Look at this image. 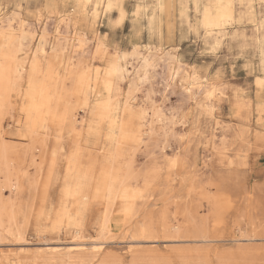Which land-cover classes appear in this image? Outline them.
I'll use <instances>...</instances> for the list:
<instances>
[{
	"label": "rangeland",
	"instance_id": "obj_1",
	"mask_svg": "<svg viewBox=\"0 0 264 264\" xmlns=\"http://www.w3.org/2000/svg\"><path fill=\"white\" fill-rule=\"evenodd\" d=\"M105 2L0 0V264H264V0Z\"/></svg>",
	"mask_w": 264,
	"mask_h": 264
},
{
	"label": "bare ground",
	"instance_id": "obj_2",
	"mask_svg": "<svg viewBox=\"0 0 264 264\" xmlns=\"http://www.w3.org/2000/svg\"><path fill=\"white\" fill-rule=\"evenodd\" d=\"M86 2H90L91 0H85ZM119 0H106L105 2V11H110L113 7L116 6V4L118 3ZM235 2V0H212V3L210 5V7H208L206 9L205 12V19L206 21V28L208 30H214V29H221L223 28L226 24L230 23L233 20V3ZM237 2L242 5L245 9V13L248 15V17L251 19L254 17L253 13V8H252V0H237ZM96 6V5H95ZM264 19V18H263ZM190 21V20H189ZM1 33H3L1 31ZM0 33V35H1ZM7 35V34H6ZM4 36V34H3ZM8 36V35H7ZM3 38V37H1ZM21 42V41H20ZM47 44V43H46ZM3 48H2V53L0 55V58L3 61V64L0 65V86H5L8 82H10L8 79L10 78V76L8 75V71L9 68L10 70L13 68L15 73L21 74V72L23 71V66L19 63V62H15L13 55L10 53V46H11V41L10 40H5L3 42ZM43 44H41L42 46ZM38 47H39V43H38ZM21 48V47H20ZM96 49V48H95ZM18 50V49H17ZM43 47L40 48V52H43ZM168 53V52H167ZM125 55V54H124ZM171 55V54H170ZM169 55V56H170ZM149 56V55H147ZM165 56V55H164ZM149 59V58H148ZM147 58L143 57L141 59V69L143 70L141 72V70H137L138 74L136 77V81L142 82L144 80V75L146 73V68L149 66L150 63L149 60ZM170 59V57H169ZM172 59V56H171ZM140 60V59H139ZM174 60V59H173ZM179 64V63H178ZM177 64V65H178ZM152 65V64H151ZM154 66V65H153ZM39 67V63L33 62L30 66V69H32L33 71H36L37 68ZM139 68V69H140ZM119 71V76L120 78L122 77V69L118 67ZM135 71V70H134ZM139 71L141 72V75L139 74ZM148 72V71H147ZM14 73V74H15ZM117 73V72H116ZM11 74V72L9 73ZM9 76V78H8ZM133 76V75H132ZM53 78V77H52ZM91 78V77H89ZM116 78V77H115ZM187 80V79H186ZM190 80V79H189ZM94 81V80H93ZM192 82V81H191ZM138 83V82H137ZM174 83V82H173ZM194 83V82H193ZM109 84V83H108ZM139 84V83H138ZM215 84V83H214ZM102 85V84H101ZM136 85V84H134ZM140 85V84H139ZM174 85V84H173ZM89 86V85H88ZM133 86V85H132ZM10 87V86H9ZM15 87V86H14ZM134 87V86H133ZM8 88V87H6ZM13 88V86H12ZM56 88V87H55ZM114 88V87H113ZM171 88V87H170ZM172 89V88H171ZM188 90V89H187ZM55 91V90H54ZM104 91V90H103ZM138 91V90H137ZM186 92V90H185ZM204 92V91H203ZM206 92V91H205ZM204 92V93H205ZM97 93V92H96ZM106 93V92H105ZM210 92L207 91V96H210ZM205 95V94H204ZM2 96V95H0ZM102 98V97H101ZM210 99V98H209ZM101 100V99H100ZM105 100V99H104ZM112 100V99H111ZM102 101V100H101ZM104 103V102H102ZM1 104V103H0ZM201 106V105H200ZM1 107V106H0ZM108 109V108H106ZM208 109V108H207ZM213 110V109H212ZM204 111V110H203ZM207 111V110H206ZM105 112V111H104ZM207 113V112H206ZM107 116V115H106ZM105 116V118H106ZM111 116V115H110ZM109 119V118H108ZM111 121V119H109ZM159 121V120H158ZM183 121V120H182ZM113 122V120L111 121ZM110 122V124H112ZM114 123V122H113ZM115 125V124H114ZM109 126V125H108ZM114 127V126H112ZM121 127V126H120ZM119 127V128H120ZM114 129V128H113ZM121 129V128H120ZM122 133V131H120ZM149 132V131H147ZM123 136V135H122ZM111 140V139H110ZM117 142V141H116ZM223 144V143H222ZM3 146V145H2ZM117 147V146H116ZM176 160V159H175ZM114 163V162H113ZM39 164V163H38ZM72 165V164H71ZM1 170V169H0ZM8 173V172H7ZM1 213V212H0ZM7 217V216H6ZM70 249V248H69ZM96 249V248H95ZM92 250V249H91ZM79 251H83L82 247H75V248H71L69 250V252H79ZM93 251V250H92ZM59 252V251H58ZM57 250H52L53 254H58Z\"/></svg>",
	"mask_w": 264,
	"mask_h": 264
},
{
	"label": "crops",
	"instance_id": "obj_3",
	"mask_svg": "<svg viewBox=\"0 0 264 264\" xmlns=\"http://www.w3.org/2000/svg\"><path fill=\"white\" fill-rule=\"evenodd\" d=\"M235 1L237 2V0H235ZM252 2H253V0H252ZM232 14H233V11H232ZM261 25H264V19L261 21Z\"/></svg>",
	"mask_w": 264,
	"mask_h": 264
}]
</instances>
